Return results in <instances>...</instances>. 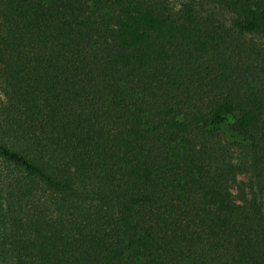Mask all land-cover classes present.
Listing matches in <instances>:
<instances>
[{
	"label": "trees",
	"instance_id": "obj_1",
	"mask_svg": "<svg viewBox=\"0 0 264 264\" xmlns=\"http://www.w3.org/2000/svg\"><path fill=\"white\" fill-rule=\"evenodd\" d=\"M0 264H264V0H0Z\"/></svg>",
	"mask_w": 264,
	"mask_h": 264
},
{
	"label": "rangeland",
	"instance_id": "obj_2",
	"mask_svg": "<svg viewBox=\"0 0 264 264\" xmlns=\"http://www.w3.org/2000/svg\"><path fill=\"white\" fill-rule=\"evenodd\" d=\"M188 1V0H169L171 5H177L179 2Z\"/></svg>",
	"mask_w": 264,
	"mask_h": 264
}]
</instances>
